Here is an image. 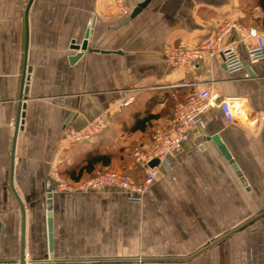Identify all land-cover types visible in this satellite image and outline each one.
Wrapping results in <instances>:
<instances>
[{
	"label": "crops",
	"instance_id": "0c3cea01",
	"mask_svg": "<svg viewBox=\"0 0 264 264\" xmlns=\"http://www.w3.org/2000/svg\"><path fill=\"white\" fill-rule=\"evenodd\" d=\"M142 1H128L120 17L115 0H0V264H20L22 243L24 264H264V59L250 62L236 42L245 62L236 73L220 54L189 69L162 56L167 45L201 43L225 19L264 31V0H149L124 22ZM204 88L240 99L236 121L204 112L140 202L121 190L58 187L92 152L110 159L95 168L140 179L132 147L149 144L151 128ZM101 113L109 125L94 143L67 142V127ZM148 114L155 118L134 129Z\"/></svg>",
	"mask_w": 264,
	"mask_h": 264
},
{
	"label": "built area",
	"instance_id": "2783aa9c",
	"mask_svg": "<svg viewBox=\"0 0 264 264\" xmlns=\"http://www.w3.org/2000/svg\"><path fill=\"white\" fill-rule=\"evenodd\" d=\"M115 1L118 16H125L128 12L126 4L130 0ZM231 35L233 39L224 43L225 36ZM235 42L244 47L250 62L264 59V31L237 20L225 19L208 38L195 46L184 43L165 46L163 61L175 68L189 69L196 67L204 58L220 54L226 71L236 73L244 68L245 62L239 56ZM239 103L238 97L222 96L210 88L194 90L185 101L176 105L167 124L158 126L151 132L149 144L132 147L134 161L143 172L140 179L105 170L75 185L60 182L58 187L97 192L121 190L126 192L130 201L140 202L155 180L159 165L169 166L170 157L180 151L183 141L202 126V114L211 108H218L227 122L233 123L237 119ZM108 125V117L101 113L79 129L67 127L64 131L65 138L71 144H91ZM154 160L158 164L150 166Z\"/></svg>",
	"mask_w": 264,
	"mask_h": 264
},
{
	"label": "water",
	"instance_id": "95a60500",
	"mask_svg": "<svg viewBox=\"0 0 264 264\" xmlns=\"http://www.w3.org/2000/svg\"><path fill=\"white\" fill-rule=\"evenodd\" d=\"M31 1L32 0H29L28 6L30 5ZM148 2H149V0H143L142 2L138 3L137 6L132 10V12L129 14L128 18L124 22L128 21L129 19L133 18L136 14H138L144 7H146ZM27 14H28V7L26 8V11H25V21H27ZM78 49H80V51H82V52L87 49V39H84V41L82 42V44L79 46ZM94 51H98V50H94ZM105 52L106 51H104V53ZM27 71H28V68H27V63H26V56H24L23 65H22L21 79H20V90H19V99L20 100L27 93V82H28V77H27V74H26ZM249 73L251 74L250 70H249ZM23 106L24 105L22 104V101H20L19 104H18L16 121H15V124H14L13 148H14V145H15L16 133L21 128V123H22V118H23V112H22ZM214 141L218 144L219 148L225 154L226 158H228L230 160V155H229L228 151L226 150L225 146L220 142V140L217 137H214ZM157 164H158V162L156 160H154V161H152L150 163V166H154V165H157ZM232 166H233V168L236 169V165L234 163H233ZM55 190H56V181H53V187H49V189L47 190L48 195H49L48 199H47V216H48L49 240L51 239V229H52L51 196H52V192L55 191ZM18 202H19L20 209H21V212H22V229H23L24 228V208H23L21 202L20 201H18ZM24 257L25 256H24L23 243H22L21 244V254H20V264H24L25 263Z\"/></svg>",
	"mask_w": 264,
	"mask_h": 264
},
{
	"label": "trees",
	"instance_id": "16d2710c",
	"mask_svg": "<svg viewBox=\"0 0 264 264\" xmlns=\"http://www.w3.org/2000/svg\"><path fill=\"white\" fill-rule=\"evenodd\" d=\"M153 118H155V114H148L144 116L142 119L136 122L134 129H144L146 127V124ZM149 135H151V132L149 133ZM85 160L86 161L84 165L78 163L69 172L68 178H70V180L72 181L70 184L78 183L82 179L83 173L85 171L89 176H91L95 170L94 167L96 163L99 162L102 165H108L110 159L107 158L106 155H99L98 153L92 152L86 156Z\"/></svg>",
	"mask_w": 264,
	"mask_h": 264
},
{
	"label": "rangeland",
	"instance_id": "374dc122",
	"mask_svg": "<svg viewBox=\"0 0 264 264\" xmlns=\"http://www.w3.org/2000/svg\"><path fill=\"white\" fill-rule=\"evenodd\" d=\"M156 127H158V126H154V127H152L151 128V130H150V132H152L153 130H154V128H156ZM149 143H150V135H149ZM94 172H93V174L94 175H97V174H99V173H101V172H103V171H105V170H111V171H115V172H118L119 174H124V175H128V176H130V177H133V176H131V175H129V174H126V173H124V172H120L119 170H116V169H113V168H109V169H103L102 167H99V168H95L94 167ZM91 175V176H84V178H82L80 181H83V180H86V179H88V178H90V177H92V176H94V175ZM139 175L141 176V175H143V172L142 173H139ZM76 183H74V184H71V185H75Z\"/></svg>",
	"mask_w": 264,
	"mask_h": 264
}]
</instances>
